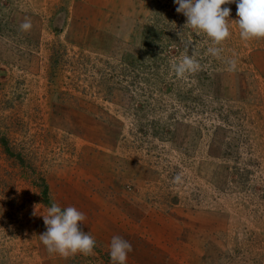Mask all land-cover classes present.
I'll list each match as a JSON object with an SVG mask.
<instances>
[{
    "label": "rangeland",
    "instance_id": "1",
    "mask_svg": "<svg viewBox=\"0 0 264 264\" xmlns=\"http://www.w3.org/2000/svg\"><path fill=\"white\" fill-rule=\"evenodd\" d=\"M176 7L0 0V264H111L115 235L127 264H264V38L214 57ZM47 199L92 253L47 251Z\"/></svg>",
    "mask_w": 264,
    "mask_h": 264
},
{
    "label": "clouds",
    "instance_id": "2",
    "mask_svg": "<svg viewBox=\"0 0 264 264\" xmlns=\"http://www.w3.org/2000/svg\"><path fill=\"white\" fill-rule=\"evenodd\" d=\"M174 3L177 13L186 17L183 29L188 27L206 34L211 44L207 52L214 57L220 56L222 48L218 45L231 35L232 25L244 41L264 38V0H174ZM233 3L237 9L235 20L229 19L231 9L222 7ZM31 27L30 18H25L20 25L22 30H29ZM181 34V31L178 32L179 36ZM195 57L194 46L185 42L182 58L173 64L177 76L182 77L186 72H194L199 68ZM176 179L179 180V177ZM41 216L46 230L39 234V239L50 254L67 257L76 253L93 252L96 241L80 227L86 217L75 206L61 207L53 203L46 208V214ZM132 251V244L128 240L118 235L113 236L108 253L111 264H127L128 254Z\"/></svg>",
    "mask_w": 264,
    "mask_h": 264
},
{
    "label": "trees",
    "instance_id": "3",
    "mask_svg": "<svg viewBox=\"0 0 264 264\" xmlns=\"http://www.w3.org/2000/svg\"><path fill=\"white\" fill-rule=\"evenodd\" d=\"M47 194H48V189L46 187V189L44 190V195L47 196ZM47 201H48V199H47ZM47 201H46L47 205L51 206L52 204L49 201L48 202Z\"/></svg>",
    "mask_w": 264,
    "mask_h": 264
}]
</instances>
